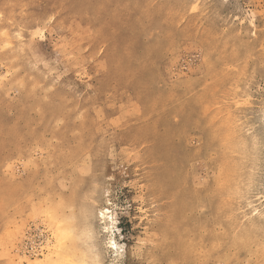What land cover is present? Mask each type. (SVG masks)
Returning <instances> with one entry per match:
<instances>
[{
    "label": "rangeland",
    "instance_id": "374dc122",
    "mask_svg": "<svg viewBox=\"0 0 264 264\" xmlns=\"http://www.w3.org/2000/svg\"><path fill=\"white\" fill-rule=\"evenodd\" d=\"M92 191L101 264H264V0H0V264Z\"/></svg>",
    "mask_w": 264,
    "mask_h": 264
},
{
    "label": "bare ground",
    "instance_id": "6f19581e",
    "mask_svg": "<svg viewBox=\"0 0 264 264\" xmlns=\"http://www.w3.org/2000/svg\"><path fill=\"white\" fill-rule=\"evenodd\" d=\"M174 184L175 183L173 181H169L168 184H165V188L167 190H170L174 187ZM232 189L234 188L232 187ZM156 190V187L152 186L150 188V196L157 195ZM88 199L91 202L83 201L77 204L79 206V211L76 214L75 219H70V217L69 219H61L58 216L54 215H52L51 217L52 219H54V222H56L54 224H57L56 233L58 235L56 236L59 241L58 246L61 250H59L60 260L58 261L62 262L61 264H68L69 262H72L74 264H101L103 252H111L117 259L123 256L124 251L122 252V250L124 247H122L117 241L116 231L118 230L115 226L117 214L114 210V203L112 202L111 198H101L99 197V195L97 197L94 195V191H92L89 197L87 196V200ZM51 210L52 207L50 211ZM177 221V211L174 212L173 208L169 207L168 218L164 228V230L167 231L169 240L173 239L176 234H174V231L176 229ZM96 225H98V232H95L94 229ZM263 226L264 225L262 222L257 223L249 232H257V230L261 229ZM153 230L154 225L152 224L151 230H149V232L152 231L151 235L154 237L156 235V232H154ZM246 232L248 231L246 230ZM68 243L70 244V246H68Z\"/></svg>",
    "mask_w": 264,
    "mask_h": 264
}]
</instances>
